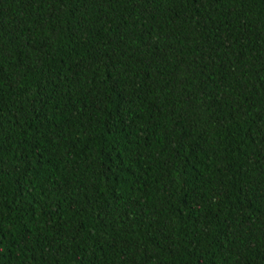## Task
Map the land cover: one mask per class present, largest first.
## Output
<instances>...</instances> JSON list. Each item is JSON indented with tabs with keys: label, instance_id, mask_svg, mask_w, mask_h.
I'll use <instances>...</instances> for the list:
<instances>
[{
	"label": "trees",
	"instance_id": "1",
	"mask_svg": "<svg viewBox=\"0 0 264 264\" xmlns=\"http://www.w3.org/2000/svg\"><path fill=\"white\" fill-rule=\"evenodd\" d=\"M0 264H264V0H0Z\"/></svg>",
	"mask_w": 264,
	"mask_h": 264
}]
</instances>
